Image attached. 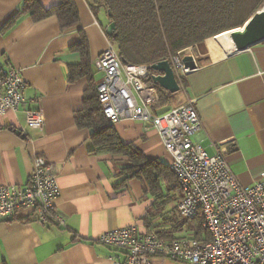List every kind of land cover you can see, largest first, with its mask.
Masks as SVG:
<instances>
[{"label":"crops","instance_id":"crops-1","mask_svg":"<svg viewBox=\"0 0 264 264\" xmlns=\"http://www.w3.org/2000/svg\"><path fill=\"white\" fill-rule=\"evenodd\" d=\"M74 1L80 25L62 32L55 16L37 23L23 16L5 29L23 0H0V64L11 63L27 83L26 103L18 112L0 116V185L27 186L34 158L46 159L58 177L56 207L66 220L65 227L40 225L32 210H24L2 221L0 264H114L111 257L117 252L98 242L103 233L129 226L155 230L146 226L151 214L158 216L153 225L169 230L167 220L177 214L171 207L180 197L176 185L161 179L158 196L144 179L119 185L129 159L98 153L90 132L76 125L75 114L84 108L89 86L87 77L71 80L72 67L82 62L80 52L73 50L81 41L80 29L89 43L96 85L102 73L95 61L110 41L108 15L103 10L95 15L86 0ZM40 3L48 10L59 0ZM215 38L206 41L205 54L194 57L198 69L185 79L179 92L183 100L177 102L178 93L166 91L173 102L154 110L163 114L194 100L202 122L194 140L209 155L220 146L237 180L250 187L264 181V41L225 58L229 52L221 56V46L209 43ZM29 108L44 112L43 133L27 128L24 111ZM114 127L124 143H134L149 160L161 159L170 166L171 156L156 130L130 119ZM183 236L192 232L184 229L176 238ZM155 264L182 263L158 259Z\"/></svg>","mask_w":264,"mask_h":264},{"label":"built area","instance_id":"built-area-1","mask_svg":"<svg viewBox=\"0 0 264 264\" xmlns=\"http://www.w3.org/2000/svg\"><path fill=\"white\" fill-rule=\"evenodd\" d=\"M183 69V62H171ZM102 73L97 97L110 124L130 119L154 129L171 156L180 197L171 207L182 218L201 217L207 240L194 237L166 240L154 230L137 226L103 233L98 242L115 250L114 264H155L171 260L182 264H264V181L243 186L225 159L220 146L209 155L194 138L202 128L195 101L157 114L158 89L147 81L152 70L147 65L124 63L110 42L95 61ZM188 74V73H187ZM27 83L11 63L0 64V116L18 112L26 103ZM27 128L45 131L41 109H26ZM61 195L52 163L36 156L27 186L0 185V223L14 219L21 211L32 210L40 225L65 227L56 201Z\"/></svg>","mask_w":264,"mask_h":264},{"label":"trees","instance_id":"trees-1","mask_svg":"<svg viewBox=\"0 0 264 264\" xmlns=\"http://www.w3.org/2000/svg\"><path fill=\"white\" fill-rule=\"evenodd\" d=\"M96 15L104 11L108 21L115 23V37H109L118 51L119 58L130 65L153 66L173 58L194 46L204 45L205 41L226 36L227 31L242 28L259 11L264 0H86ZM23 16H29L37 23L55 16L62 32L78 28L80 17L74 0H59L51 9H44L40 0H23L21 10L5 26H12ZM223 33V34H222ZM81 41L73 48L80 52L82 62L72 67L71 80L87 77L89 86L84 95V108L75 114L78 128L87 129L98 153L123 156L129 159L130 166L122 169L124 176L119 185L132 179H144L159 195L161 179H169L179 189L177 180L161 159L149 160L134 143H124L113 124L104 117L97 97V85L91 69L88 40L80 29ZM155 73L152 71V77ZM152 77L147 81L155 86L159 93V102L154 109L164 108L173 102V96L158 85ZM185 84V79H181ZM154 110V111H155ZM162 195V192H161ZM163 198V197H161ZM157 214L145 218L146 226L155 229L163 239H177L176 235L190 230L198 240H207V234L201 226V217L188 220L174 214L167 220L172 225L169 230H160L152 222ZM166 221V222H167ZM167 224V223H166ZM190 236H183L185 238Z\"/></svg>","mask_w":264,"mask_h":264},{"label":"water","instance_id":"water-1","mask_svg":"<svg viewBox=\"0 0 264 264\" xmlns=\"http://www.w3.org/2000/svg\"><path fill=\"white\" fill-rule=\"evenodd\" d=\"M116 25L110 23L106 28V34L109 37H115ZM226 38L230 44L227 57L246 52L253 46L264 41V4L262 8L253 15L249 21L242 27L227 32ZM223 34V33H222ZM185 70L196 71L198 66L194 60H184ZM151 70L155 73L152 77L154 84L170 94H177L181 86L176 78V73L170 61H162L153 66Z\"/></svg>","mask_w":264,"mask_h":264},{"label":"rangeland","instance_id":"rangeland-1","mask_svg":"<svg viewBox=\"0 0 264 264\" xmlns=\"http://www.w3.org/2000/svg\"><path fill=\"white\" fill-rule=\"evenodd\" d=\"M206 41H205V43H206ZM205 43L202 46H200V45H194V46L188 48L189 51H188V49L182 51L178 55V57L173 58L171 62H174V61L176 62L177 60L179 62H183L184 60H193V58L191 56H189V55H192L194 57L195 56L196 57H199L200 54H202V53L205 54L206 51H207L206 50V44L207 43L206 44ZM209 43H213L215 46H221L222 50L219 52V55H221V56H223L225 54V52H229L230 44H229L228 39L226 38V36L217 37L215 39H212V41H209ZM211 46H213V45L211 44ZM173 68H174V71L176 73V78H177V80H178V82H179V84H180V86L182 88V91H183V87H184L185 84L182 83V80L181 79H186V77L188 76V74L183 69L177 68V65H175V64L173 65ZM177 95H178L176 97L177 98L176 99L177 102L183 100V95L181 93H178ZM176 217H178V215H176Z\"/></svg>","mask_w":264,"mask_h":264},{"label":"bare ground","instance_id":"bare-ground-1","mask_svg":"<svg viewBox=\"0 0 264 264\" xmlns=\"http://www.w3.org/2000/svg\"><path fill=\"white\" fill-rule=\"evenodd\" d=\"M189 56H191V57L193 58V60L196 62L194 56H192V55H189ZM196 64H197V63H196ZM197 66H198V65H197ZM190 72H192V71H188L187 73H190Z\"/></svg>","mask_w":264,"mask_h":264}]
</instances>
